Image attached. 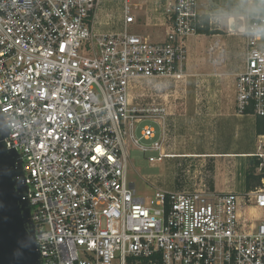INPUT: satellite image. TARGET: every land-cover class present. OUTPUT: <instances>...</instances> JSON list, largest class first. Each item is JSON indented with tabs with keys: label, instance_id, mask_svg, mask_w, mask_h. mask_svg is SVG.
I'll use <instances>...</instances> for the list:
<instances>
[{
	"label": "built area",
	"instance_id": "obj_1",
	"mask_svg": "<svg viewBox=\"0 0 264 264\" xmlns=\"http://www.w3.org/2000/svg\"><path fill=\"white\" fill-rule=\"evenodd\" d=\"M105 1L115 0H0V110L42 264H264V186L176 190L150 176L145 197L128 181L131 145L152 163L176 157L168 95L141 103L132 93L186 77L189 40L205 27L199 0H164L161 40L134 30L137 0H118L119 28ZM228 25L245 40L236 111L264 117V13ZM225 54L213 41L215 67Z\"/></svg>",
	"mask_w": 264,
	"mask_h": 264
},
{
	"label": "rangeland",
	"instance_id": "obj_2",
	"mask_svg": "<svg viewBox=\"0 0 264 264\" xmlns=\"http://www.w3.org/2000/svg\"><path fill=\"white\" fill-rule=\"evenodd\" d=\"M118 2V0H115L112 1V3L110 1H105L104 3L105 7L110 9L109 13L111 15L112 27L116 28H119L122 21V7ZM136 2L140 3L135 7L139 22L134 30L138 33L151 36V39L153 40L163 39L168 32V26L165 22L163 12L164 0H137ZM228 6L227 0H199V10L204 11L202 12L204 19L208 16L210 26L215 31L226 36L230 33L227 18ZM263 7L264 0H254L252 4H249L248 0H236L232 2L233 13L235 15H244L246 17L250 12H261ZM103 13H107L106 10L103 11ZM232 35H234L237 40L234 60L236 66L240 68L242 64H244L243 61H245V40L240 33ZM195 37L196 40L194 41L192 48L189 50L188 62L192 67V70L197 68L198 71L193 70L190 72L189 76H186L179 81L165 77L158 78L150 84L143 83L142 86L138 87L137 90L132 93L134 101L141 103L151 102V95L159 100H161V95H168V99L173 97L178 98L177 101L174 102L177 108V117L175 116L176 121H172L171 125L168 126L167 148L169 150L170 145L173 147V137L179 134L185 136L187 144L189 141H192L193 145H189V148H187L191 150L189 152L197 154L190 157L179 156L171 159L168 158L163 161L152 163L149 161L150 153L144 152L134 145H131L129 147L128 181L135 183L138 193L145 197H151L154 193L153 188L149 186V182L145 180V178L150 176L153 177L150 179V182L167 189L191 190L199 186L201 183H206L210 187H215L214 173L216 158L198 155V151H200L199 143L202 142V136L200 137V131H202V129H206L208 134L207 145L208 147H211V149H209L210 152H225L228 150L223 146L227 142L226 139H224L223 145L220 143L221 138L224 137L221 134L222 132L220 128L228 131V128L231 127V125H234L232 120L228 119L221 122L217 118H208V121L205 124H200L197 116H201L198 114V111L205 109V104L207 103L206 99L211 97V95L222 92L226 94V92H229L232 96L234 93L232 92V87L229 86V83V85L223 89L222 85L225 84H222L220 81L222 77H220L221 74L219 71L221 72V70L217 72L218 67H215L210 60L209 49L213 43L212 37H210V35ZM207 64H211L214 70L207 71V68H205ZM210 73H213V76L215 75L214 77L218 78L217 85L204 80L210 78V75H208ZM225 73H227L226 70L224 74ZM142 91L146 93L144 96L140 95ZM190 119L192 120L194 130L188 132L190 129L187 128L188 125L185 124V122H188ZM174 122L176 126L174 125ZM240 123L241 122H239V124ZM149 124L153 123L149 122ZM154 126L158 128L157 124H154ZM213 133H215V135L218 134V137H220L217 138V141L220 143H218L219 145H212V140H209V136L214 135ZM263 140L264 137L255 133L254 147H257L258 144L262 145ZM223 161L225 162V160ZM228 162L235 163L234 167L239 166L241 170L247 169V172H252V175L255 177L262 176L261 183L254 184L252 186L253 188L264 186V163L256 167L250 157H247L245 161L240 159H229ZM245 179L246 180L244 181L234 182L223 181V183H226L227 185H240L242 189H247V177Z\"/></svg>",
	"mask_w": 264,
	"mask_h": 264
},
{
	"label": "crops",
	"instance_id": "obj_3",
	"mask_svg": "<svg viewBox=\"0 0 264 264\" xmlns=\"http://www.w3.org/2000/svg\"><path fill=\"white\" fill-rule=\"evenodd\" d=\"M236 1V0H233ZM201 13L204 11H200ZM206 12V11H205ZM208 13V12H207ZM230 15H235L234 13L227 15V18ZM210 23V22H209ZM228 30V29H227ZM201 35H208V34H201ZM199 35V36H201ZM151 37V36H150ZM210 37H212L213 41L218 40L220 44L224 47H226V54H225V63L217 68V72L221 74L220 81L222 82L223 89H225L226 86L232 87V92L234 95L231 96L229 92L225 93H217L214 95H211V97H208L206 99L207 103L205 104V109H201L198 111V114L201 116H197L199 119L198 122L200 124H205L208 121V118L211 119H218L221 122L226 121L228 119H231L234 125H231V127L228 128V131L226 129L221 130V134L224 136L221 138L220 143L224 144V139L227 140L226 144L223 145L228 149L227 151L219 152V151H211V147H208L207 145V137L208 134L206 132V129H202L200 131V137L202 138V142L199 143L200 151H198V155H202L205 157H215L216 158V164H215V187L212 188L216 191H237V192H243L247 189H242L240 185H231L223 183L225 182H234V181H244L245 178L249 174V171L247 172V169H240L239 166L234 167L235 163L228 162L229 159H237V160H246V158L250 157L253 158V156H258L264 160V140L262 145L258 144L257 147H254V135L255 133L259 136L264 137V134H259L257 132V117L246 115V114H239L236 111V104H235V97H236V76L239 72H241L244 68L245 61H243L244 64L239 68L236 66V62L234 60L236 55V37L232 35V33H228V35H224L219 33L216 34H210ZM196 40V37H192L189 40V50L192 48V45L194 41ZM245 53V48H244ZM245 56V55H244ZM207 71L214 70L211 64H207L206 67ZM193 70H197V68H194ZM192 67L189 65V62L186 66V76L190 75V72L193 71ZM225 73L224 74V72ZM214 72V71H213ZM210 75L209 79H204L205 81H210L214 85H217L218 78L213 76V73L208 74ZM204 81V82H205ZM229 83V84H228ZM173 97V96H170ZM178 98H169V108H170V115L167 118L168 126L171 125L172 121H176V115H177V108L175 106V101H177ZM176 116V117H175ZM231 122V123H232ZM239 122H241L239 124ZM187 124V128L190 129L188 132H191L194 130L192 125V120L190 119L188 122H185ZM174 125L176 126L175 122ZM186 128V129H187ZM180 132V131H179ZM178 132V133H179ZM181 133V132H180ZM209 136V140H212V145H219V141H217L218 134ZM213 136V139H212ZM174 142H172L173 147H169V150L167 148V151L171 154H175L176 157L179 156H195L196 153H191L189 148V145H193L192 141H189L187 144L185 141V136H181L177 134L173 137ZM219 143V144H218ZM241 143V145H240ZM186 145V146H184ZM188 147V148H187ZM184 148V149H183ZM188 149V150H187ZM193 149V148H191ZM228 155V156H226ZM175 158V157H173ZM171 159V158H170ZM225 160V162L223 161ZM253 161V160H252ZM231 164V166H230ZM241 165V164H240ZM245 168V167H244ZM247 173V175H246ZM264 181V179H263Z\"/></svg>",
	"mask_w": 264,
	"mask_h": 264
},
{
	"label": "water",
	"instance_id": "obj_4",
	"mask_svg": "<svg viewBox=\"0 0 264 264\" xmlns=\"http://www.w3.org/2000/svg\"><path fill=\"white\" fill-rule=\"evenodd\" d=\"M7 135L0 110V264H42L31 207L25 198L22 158L7 147Z\"/></svg>",
	"mask_w": 264,
	"mask_h": 264
},
{
	"label": "trees",
	"instance_id": "obj_5",
	"mask_svg": "<svg viewBox=\"0 0 264 264\" xmlns=\"http://www.w3.org/2000/svg\"><path fill=\"white\" fill-rule=\"evenodd\" d=\"M227 2L229 5L228 6V13L232 14L233 13L232 2H234V1L233 0H227ZM261 12L264 13V7L262 8ZM203 19H204V17H203ZM204 23H205V27L200 29V33L208 34V35L219 33L218 31H215L210 26L208 16L204 19ZM257 132L259 134H264V117H262V116L257 117ZM252 160H253L256 167H258L262 163H264V160L258 156H253ZM252 174H253L252 172H249V174L247 175V189L248 190L253 188L252 186L254 184H260L261 183L262 176L255 177Z\"/></svg>",
	"mask_w": 264,
	"mask_h": 264
}]
</instances>
